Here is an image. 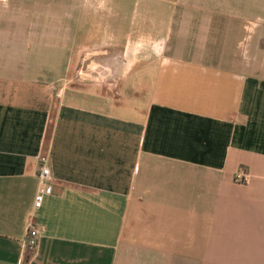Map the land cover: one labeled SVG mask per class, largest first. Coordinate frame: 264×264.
<instances>
[{
	"label": "crops",
	"instance_id": "0c3cea01",
	"mask_svg": "<svg viewBox=\"0 0 264 264\" xmlns=\"http://www.w3.org/2000/svg\"><path fill=\"white\" fill-rule=\"evenodd\" d=\"M41 155L27 264H264V0H0V264Z\"/></svg>",
	"mask_w": 264,
	"mask_h": 264
},
{
	"label": "built area",
	"instance_id": "2783aa9c",
	"mask_svg": "<svg viewBox=\"0 0 264 264\" xmlns=\"http://www.w3.org/2000/svg\"><path fill=\"white\" fill-rule=\"evenodd\" d=\"M39 171L38 178V191L34 201V210L31 214L30 221L27 226V234L23 242V263L27 264L26 257L28 255H34L39 247V240L41 238V231L37 225L35 212L40 210L43 205V200L46 195L51 194V171L48 166L49 158L46 155H41L38 158ZM237 182L243 183L246 181L245 173H240L236 179Z\"/></svg>",
	"mask_w": 264,
	"mask_h": 264
},
{
	"label": "rangeland",
	"instance_id": "374dc122",
	"mask_svg": "<svg viewBox=\"0 0 264 264\" xmlns=\"http://www.w3.org/2000/svg\"><path fill=\"white\" fill-rule=\"evenodd\" d=\"M48 3H52L53 0H47ZM135 49V48H134ZM85 55L80 66V74L71 73L67 78L62 82V89H70L72 86L80 87L86 89L93 93L97 97H102V95H110L111 98L115 97V89L108 87L109 74L107 72L113 68H98L94 63L93 53H98L99 51L85 50ZM135 52V50H134ZM95 55V54H94ZM93 58V59H92ZM105 70V73H99L98 70ZM107 69V70H106ZM99 95V96H98ZM114 100V99H112Z\"/></svg>",
	"mask_w": 264,
	"mask_h": 264
}]
</instances>
